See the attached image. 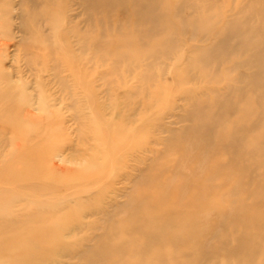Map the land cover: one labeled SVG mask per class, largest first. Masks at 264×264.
Listing matches in <instances>:
<instances>
[{"label":"bare ground","instance_id":"obj_1","mask_svg":"<svg viewBox=\"0 0 264 264\" xmlns=\"http://www.w3.org/2000/svg\"><path fill=\"white\" fill-rule=\"evenodd\" d=\"M159 2L0 0V264H264V0Z\"/></svg>","mask_w":264,"mask_h":264},{"label":"rangeland","instance_id":"obj_2","mask_svg":"<svg viewBox=\"0 0 264 264\" xmlns=\"http://www.w3.org/2000/svg\"><path fill=\"white\" fill-rule=\"evenodd\" d=\"M247 0H218L215 6L210 9L205 8H185L177 7L179 3L178 0H160L157 10L161 14L162 30L161 34L158 35L159 40H165L169 37H176L180 31L181 23L183 20L195 19L196 24L194 26H189L188 30L200 26V28L206 26L207 24H213L215 28L213 31L223 27L227 23L239 20L243 15L240 8L246 3ZM164 2V3H163ZM205 4V0H199L198 4ZM146 25L143 24V27ZM14 28V27H13ZM197 37H200L198 34ZM196 37V38H197ZM217 37V36H215ZM16 39L11 41L9 49L6 51L9 55L12 53L10 50L13 48L12 44H15ZM212 38L209 42H214ZM191 43H197V40L190 41ZM198 43H200L198 41ZM147 50V49H146ZM143 50V54L146 52ZM5 65L8 66V58L5 60ZM242 71V69H240ZM168 80H171L170 76H167ZM182 101H178V104H182ZM168 120H171L168 119ZM217 240L216 238L211 239V241Z\"/></svg>","mask_w":264,"mask_h":264}]
</instances>
